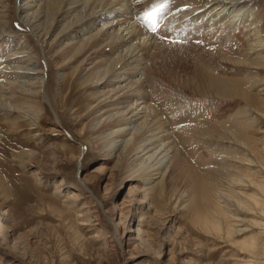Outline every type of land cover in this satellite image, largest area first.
<instances>
[{
	"label": "rangeland",
	"instance_id": "374dc122",
	"mask_svg": "<svg viewBox=\"0 0 264 264\" xmlns=\"http://www.w3.org/2000/svg\"><path fill=\"white\" fill-rule=\"evenodd\" d=\"M147 1L149 4L153 2ZM165 1L161 4H165ZM211 1L200 0L201 3L196 5L200 4L201 7ZM257 5V19L264 31V0H257ZM181 6L191 11V6ZM12 26L15 33L11 32L10 35L14 44L22 45L24 33L20 32L16 21ZM245 33L243 26L234 32L236 48L248 47ZM48 40L51 49L55 41L52 36ZM182 40L173 43L180 46L192 43L193 49L189 50L195 52L199 46L206 48L208 45L204 39L196 42V39L185 37ZM59 53L52 52L49 64L47 83L51 89L48 94L52 105L44 93H38L33 99L26 98L41 108V120L36 121L33 115L23 110L7 107L6 114L0 111V177L5 186H0V220L4 219L17 235L28 234V239L20 243L23 249L18 248L13 255L7 249L13 245L12 242L8 243L7 240L2 243L3 246L0 245V264H264V67L254 70L262 81L251 91L254 108L248 114L253 125L243 127L250 136L251 148L236 141L234 144L232 140L223 138L209 140L197 134H190L189 141L178 140L181 152L190 161L187 159L181 170L172 176L168 169L165 182H168V190L174 182L173 195H170L172 199L170 203L166 199L163 205L157 207L159 202L150 206V200H145L144 190L134 178L127 180L128 170L122 162L124 147H118L113 157L107 156L99 132L95 130L99 125L95 128L92 126L95 116L90 108L96 102L91 96L89 83L83 82L86 71L73 67L77 65L74 62L69 63L65 70L66 63L58 58ZM3 60L0 57V66ZM179 62L181 66L172 64V67L178 74L177 82H186L177 86L185 90L171 87L165 91L171 92L183 110L200 106L204 122L214 128L228 123L245 106V101L239 98L194 94L196 84L186 79L193 77L192 65L184 58H180ZM216 63L224 65L220 73L225 77H241L240 73L248 69L233 67L220 60ZM61 73L76 75L79 85L72 87L69 78L67 84L61 83ZM16 95L18 98L25 96L20 90ZM0 107L5 108L4 104H0ZM56 112L61 118V125L58 131L51 132L54 129L52 122L57 118ZM180 116L178 121H192L195 117L193 113ZM178 132L176 130L177 139L180 138ZM57 144L62 151L53 150ZM226 145L228 148L231 145L239 147L242 151L239 157L249 153L244 162L230 157L229 161L238 167V178L254 171L251 174L254 183L249 178H244V182L228 180L223 171L217 170L216 160L219 157L212 156L215 157L221 148L223 150V146L227 148ZM52 151L56 162L48 163L56 166L54 171L31 161V154L43 158ZM250 157L253 162H250ZM98 164L105 168L104 173H92ZM230 168L235 171L232 164ZM231 169L228 171L231 172ZM33 170L41 171L44 181L39 182ZM85 176L91 183H83ZM61 180L65 182L61 188L64 191L58 192ZM193 180L202 189L220 187L226 191L220 201L217 195L215 199V202H220L225 216L223 213L215 216L214 203L203 210L196 207L199 210L197 213L182 209L178 200L183 190L196 192L198 187ZM136 187L139 191H136ZM74 191L82 197H74ZM74 198L77 200L73 201ZM176 202L179 208H173ZM215 217L223 225L222 234L209 222L210 219L216 220ZM230 229L231 235H228Z\"/></svg>",
	"mask_w": 264,
	"mask_h": 264
},
{
	"label": "bare ground",
	"instance_id": "6f19581e",
	"mask_svg": "<svg viewBox=\"0 0 264 264\" xmlns=\"http://www.w3.org/2000/svg\"><path fill=\"white\" fill-rule=\"evenodd\" d=\"M163 1L153 0L149 4L147 0H0V57L4 59L0 66V104L5 106L0 107V111L6 114L8 107L26 111L36 121L43 118L41 108L26 98L33 99L38 93H44L52 105L48 94L51 89L47 83L49 64L52 52L59 51L58 58L66 63L65 70L69 63L74 62L77 65L73 67L86 71L83 82L89 83L91 96L96 102L90 108L95 116L92 126L95 128L99 125L95 130L99 132L107 156L113 157L118 147H124L122 162L128 170L127 180L134 178L144 190L145 200H150V206L159 202L157 207L163 205L166 199L168 203L172 199L174 182L170 190L168 182H165L168 169L172 176L181 170L188 159L181 152L178 140L189 141L190 134H197L209 140L223 138L232 140L234 144L236 141L251 148L250 136L243 127L253 125L248 114L254 108L251 91L262 81L254 70L264 67V31L257 19V0H213L205 2L202 8L200 4L196 5L201 3L200 0H167L161 4ZM185 4L191 6V11L181 6ZM14 21L20 32L24 33L22 45L14 44L10 35L11 32L15 33L12 29ZM240 26L245 28L247 34L248 47L244 49L236 48L234 42V32ZM51 36L55 42L50 49L48 39ZM185 37L196 39V42L204 39L208 45L206 48L199 46L204 49L197 48V52H193L192 43L182 46L173 43ZM180 58L192 65L193 77L186 79L196 84L194 94L239 98L245 101V106L228 123L214 128L204 122L200 106L183 110L171 92L165 91L173 87L183 90L177 85L186 82H177L178 74L172 67V64L181 66ZM215 60L248 69L240 73L241 77H225L220 73L224 65ZM60 78L61 83L67 84L69 78L72 87L79 85L76 75L61 73ZM18 90L25 96L18 98ZM183 112L188 115L193 113L194 120L178 121ZM56 117L51 132L59 130L61 118L57 112ZM176 130H179V139ZM223 147L215 157L212 156L219 157L216 161L220 169L217 170L223 171L228 180L244 182V178H249L254 183L251 176L254 171L238 178V167L229 161L235 158L244 162L249 153L239 157V152H242L239 147ZM53 150L62 151V147L57 144ZM29 152L32 153L30 149ZM53 153H47L43 158L31 154V161L54 171L56 166L48 163L54 161ZM43 160L46 162L43 163ZM249 160L253 162L251 157ZM231 164L236 172L230 168ZM99 165L93 168L92 173H104L105 168ZM33 173L39 182L43 180L41 171L33 170ZM85 179L88 181L84 180L83 183H91L86 176ZM193 181L198 186L196 192L183 190L178 200L182 209L197 213L199 210L196 207L203 210L214 203L215 216L222 213L225 216L219 201L226 191L220 187L202 189L200 184ZM64 184V180H61L58 192L64 191L61 189ZM0 186L5 188L1 177ZM136 191H139L137 187ZM72 195L82 197L76 191ZM216 195L219 199L217 202ZM179 206L176 202L173 208ZM83 208L87 209V206ZM217 218L209 222L222 234L224 228ZM230 231H227L228 235H231ZM0 233L1 246L7 240L8 243L12 242L13 245L7 248L11 255L22 247L23 239L28 237V234L17 235L2 218Z\"/></svg>",
	"mask_w": 264,
	"mask_h": 264
}]
</instances>
